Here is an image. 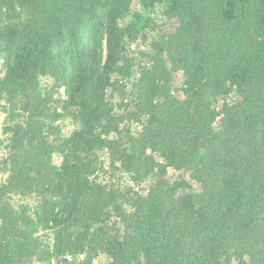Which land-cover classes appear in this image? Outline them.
<instances>
[{
  "label": "trees",
  "instance_id": "trees-1",
  "mask_svg": "<svg viewBox=\"0 0 264 264\" xmlns=\"http://www.w3.org/2000/svg\"><path fill=\"white\" fill-rule=\"evenodd\" d=\"M0 109V264H264V0H0Z\"/></svg>",
  "mask_w": 264,
  "mask_h": 264
},
{
  "label": "rangeland",
  "instance_id": "rangeland-1",
  "mask_svg": "<svg viewBox=\"0 0 264 264\" xmlns=\"http://www.w3.org/2000/svg\"><path fill=\"white\" fill-rule=\"evenodd\" d=\"M164 9L162 7H156L155 9V15H154V26H156L157 29H160L161 31L164 29V22H165V16H164ZM130 49L136 52L137 54L143 50L148 51V47L146 45L141 44L140 42H135L130 46ZM139 59V58H138ZM42 84L43 85H51V80L47 78H42ZM53 85V84H52ZM51 89V87H49ZM53 98L55 100V105L57 106H64V100L66 97L63 94V91H56L53 94ZM74 126V120L71 116H68L66 120L64 121V127L66 131H70ZM4 142H5V135L3 133V117L1 114L0 109V160L5 155L4 151ZM104 157V156H103ZM102 157V158H103ZM106 162V158H105ZM101 180H103L107 187H117V185L121 184H127L129 185L131 182L128 180V176L123 174L121 171H119L117 168H111L109 165V161H107V165L105 167V171L102 173V176L100 177ZM4 179V176L2 175V172L0 171V182H2ZM132 184V183H131ZM106 259L99 255V257L96 260V264H105Z\"/></svg>",
  "mask_w": 264,
  "mask_h": 264
}]
</instances>
